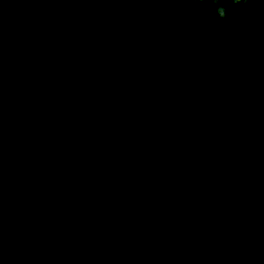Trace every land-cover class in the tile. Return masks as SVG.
<instances>
[{"label":"flooded vegetation","instance_id":"1","mask_svg":"<svg viewBox=\"0 0 264 264\" xmlns=\"http://www.w3.org/2000/svg\"><path fill=\"white\" fill-rule=\"evenodd\" d=\"M11 1L28 3L36 22L25 24L12 8L0 4V38L30 28L71 31L59 28L53 13L44 22L35 2ZM110 15L105 12L97 19ZM126 20L113 21L103 36L106 43L125 39L135 29V22L123 26ZM143 26L134 39L113 48L121 90L110 111L93 115L100 146L62 96L53 100L50 96L46 105L43 101L49 95L36 94L28 103L46 106L35 114L27 106L28 114L18 117L26 96L22 81L29 77L16 71L10 55L0 52L1 253L14 250L23 264H117L178 241L174 239L177 230L189 221L179 202H189V209L203 207L213 220L215 209L222 210L226 204L228 208L236 196L229 206L235 211L230 217L239 219L244 208L236 205L243 188L255 186L256 194L264 198V131L246 123L244 119L251 116L242 113L225 110V119L218 117L226 102L221 98L235 93L189 111L181 98L171 95L183 79L152 102V91L144 90L142 77L135 82L124 78L123 68L133 62L130 55H139V47L148 46L161 33L147 44L141 38ZM128 82L139 90L134 91ZM58 112L68 115L56 117ZM57 125L71 129L74 143L79 144L75 151L72 141L60 140L63 132ZM238 168L240 176L235 173ZM221 182L225 189L216 195ZM13 190L18 195H10ZM262 208L264 214V204ZM103 221L112 224L115 248L103 238ZM0 264L8 261L0 258Z\"/></svg>","mask_w":264,"mask_h":264},{"label":"water","instance_id":"2","mask_svg":"<svg viewBox=\"0 0 264 264\" xmlns=\"http://www.w3.org/2000/svg\"><path fill=\"white\" fill-rule=\"evenodd\" d=\"M31 1L50 18L52 12L45 0ZM180 1L140 0L127 17V20L133 21V16L141 12L133 21L136 23L135 29L119 41L100 42L83 34L55 30L53 27L48 31L30 28L3 34L0 52L10 55L16 71L29 77L22 81L26 96L18 108V117L23 118L28 114L27 106H32L30 113L35 114L37 108L50 102V96L52 100L62 96L73 105L95 139L94 143L100 146L93 115L110 111L121 90L119 60L113 48L134 39L145 21L142 33L154 26L160 33ZM154 37H149L147 44ZM177 86L180 93L176 97L181 98L183 108L189 111L231 93L264 95V63L234 59L212 64L192 73L171 91ZM36 94L49 95L43 101L46 105L42 102L38 106L28 103ZM55 115L64 117L68 113L58 112ZM228 175L229 171L225 176ZM224 189V182L219 183L215 194L221 195ZM235 199L236 196L229 206L234 204ZM23 243L30 245L26 241ZM31 249L38 251L32 246ZM117 264H264V221L178 240L125 258Z\"/></svg>","mask_w":264,"mask_h":264},{"label":"trees","instance_id":"3","mask_svg":"<svg viewBox=\"0 0 264 264\" xmlns=\"http://www.w3.org/2000/svg\"><path fill=\"white\" fill-rule=\"evenodd\" d=\"M139 1L45 0L48 8L57 17L59 28L70 29L74 33L83 34L100 42L106 41L103 36L113 26V21L123 22ZM108 8H112L108 19L98 20L94 17L97 11ZM220 8L226 12L224 18L219 15ZM36 10L40 12L44 22H47L48 14L39 6ZM139 50V55H130V59L133 57V62L123 68L124 78L135 82L142 77V80L146 81L144 90L152 91V102L191 73L212 64L233 59L264 63V0H247L246 3L243 0L241 3H233V0H202V2L181 0L155 41L146 47H139ZM133 82L128 84L134 91L136 88L138 91L139 88ZM221 99L226 100L223 111L232 110L235 113L245 114L244 116H251L250 118L262 117L264 120V98L259 94L239 92ZM73 121L78 123L76 120ZM57 126L63 132L60 140L66 139L74 143L70 134L71 129ZM47 130L41 129L43 132ZM78 139L79 137L77 141ZM78 145L74 143L72 151H75ZM235 173L240 176L241 168L236 169ZM254 188L257 189L255 186ZM10 195H18V193L13 190ZM188 203L179 202V205L185 206L186 214L188 213L186 220L189 221L179 227L174 239L181 240L246 223L264 221V214L258 220L251 217L248 219L244 215L239 219H230L225 216L223 209H215L216 215L210 220V214L203 207L197 209L191 206L189 209ZM101 230L105 242L115 248L110 237L113 231L111 222L103 221ZM116 250L120 251L117 248ZM0 258L7 260L8 264L24 263L17 260L21 258L14 250L0 252Z\"/></svg>","mask_w":264,"mask_h":264},{"label":"rangeland","instance_id":"4","mask_svg":"<svg viewBox=\"0 0 264 264\" xmlns=\"http://www.w3.org/2000/svg\"><path fill=\"white\" fill-rule=\"evenodd\" d=\"M0 4L3 7H10L12 9H10L12 11L13 14L17 15V16H21L23 18V21L25 22H30L32 23V21L35 20V17H33V9L32 7L28 4H21V3H14L11 0H0ZM111 12L110 8L106 9V10H101V11H97V13L94 15L95 18L99 17L100 15L104 14L105 12ZM102 13V14H101ZM130 19L126 20L123 24V26L125 27H129V25L133 22L130 21ZM36 22V20H35ZM35 25V24H34ZM157 34V33H156ZM113 35V34H112ZM134 46V44H132ZM223 112L220 113L219 112V119H225V117H223ZM236 119V118H234ZM241 119V118H240ZM261 119L262 117H258V118H245L244 121L246 123H255L257 128H255L258 132H262L264 131V125H260V123L257 121ZM243 121V120H242ZM244 190L242 191L241 195H239L238 201H237V207H239L240 209L244 208V212L242 213L245 217H254L255 220H258L259 217L263 216V204H264V198L262 199L259 195L256 194V189L254 187H249L246 186L245 188H243ZM158 208V206L154 207L153 210L155 211ZM231 207L228 206L227 208V204L226 207L223 208V210L226 212L225 216H227L228 218L232 219L230 216L233 215V213L235 212L233 209H230ZM263 221V220H262ZM249 224V223H246ZM244 225V224H242ZM43 241V240H41ZM47 244V242H46ZM47 257V256H46ZM52 260L54 259L53 257H51ZM42 264V263H40Z\"/></svg>","mask_w":264,"mask_h":264},{"label":"bare ground","instance_id":"5","mask_svg":"<svg viewBox=\"0 0 264 264\" xmlns=\"http://www.w3.org/2000/svg\"><path fill=\"white\" fill-rule=\"evenodd\" d=\"M140 13H141V12L139 11V13H137V14H135V15L133 16V21L136 20V19L138 18V15H139ZM150 22H151V21H150ZM150 24L154 26L153 23H150ZM156 33H157V30L155 29V26H154V27H152L151 29L149 28V29L145 30V31L142 33L141 38H142V39H148L149 37L154 36ZM153 34H154V35H153ZM179 93H180V89H179V87H177L171 95H172L173 97H176V96L179 95ZM30 97H32V96H30Z\"/></svg>","mask_w":264,"mask_h":264},{"label":"clouds","instance_id":"6","mask_svg":"<svg viewBox=\"0 0 264 264\" xmlns=\"http://www.w3.org/2000/svg\"><path fill=\"white\" fill-rule=\"evenodd\" d=\"M197 2H202V0H197ZM243 2H247V0H243ZM180 3V2H179ZM233 3H241V0H233ZM178 6V5H177ZM176 6V7H177ZM176 9V8H175ZM174 12V11H173ZM219 15L221 16V18H224L226 15V12L223 8L218 9ZM172 15V14H171ZM234 60V59H233Z\"/></svg>","mask_w":264,"mask_h":264}]
</instances>
